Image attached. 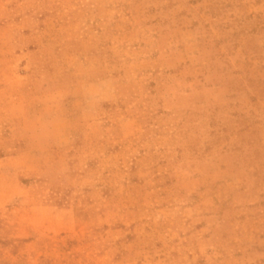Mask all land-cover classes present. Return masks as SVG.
I'll return each mask as SVG.
<instances>
[{
  "label": "rangeland",
  "instance_id": "374dc122",
  "mask_svg": "<svg viewBox=\"0 0 264 264\" xmlns=\"http://www.w3.org/2000/svg\"><path fill=\"white\" fill-rule=\"evenodd\" d=\"M0 264H264V0H0Z\"/></svg>",
  "mask_w": 264,
  "mask_h": 264
}]
</instances>
